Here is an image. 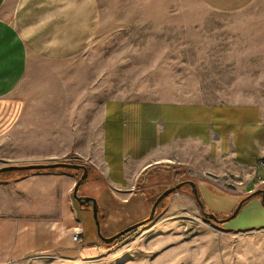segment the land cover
<instances>
[{"label": "crops", "instance_id": "1", "mask_svg": "<svg viewBox=\"0 0 264 264\" xmlns=\"http://www.w3.org/2000/svg\"><path fill=\"white\" fill-rule=\"evenodd\" d=\"M161 18L211 67L210 99L102 95L76 65L99 32V0H0V139L18 128L3 153L86 168L79 182L76 167L0 174V264L71 248L78 224L82 248L109 244L171 186L157 216L182 194L219 219L242 201L232 221L250 222L223 229L264 226V2H183Z\"/></svg>", "mask_w": 264, "mask_h": 264}, {"label": "rangeland", "instance_id": "2", "mask_svg": "<svg viewBox=\"0 0 264 264\" xmlns=\"http://www.w3.org/2000/svg\"><path fill=\"white\" fill-rule=\"evenodd\" d=\"M99 2V32L77 57L76 65L90 68L102 95L156 100L213 96L211 67L204 65L205 60L190 57L196 53L183 42L179 28L161 18L176 4L198 0ZM17 132L18 128L0 139L1 166L21 165L14 161L21 156H9L7 160L3 153L5 144H12ZM198 197L201 200L199 193ZM92 218L97 227L93 212ZM233 218L225 223L250 222L241 217L232 221ZM78 242L72 241L69 249L36 252L4 264H264V226L223 229L222 223L204 217L195 203L182 194H175L162 214H155L152 220L109 245L101 243L96 249H84Z\"/></svg>", "mask_w": 264, "mask_h": 264}, {"label": "water", "instance_id": "3", "mask_svg": "<svg viewBox=\"0 0 264 264\" xmlns=\"http://www.w3.org/2000/svg\"><path fill=\"white\" fill-rule=\"evenodd\" d=\"M54 167H76V168L83 169V176L80 177V179L78 180V182L81 181L83 179V177L85 176V174H86V168H85V166L80 165V164H74V163H68V162H61V161H52V162H48V163H38V164H21V165H18V164H8V165H4V166H1L0 167V174L1 173H4V172H7V171H11V170L45 169V168H54ZM187 182L192 186V190H193L194 196L197 198V193H196V189H195L194 183L191 182V181H187ZM175 188H177V186L168 187L161 194H159L156 197V199L154 200V202H153V204L151 206V209H150V212H149L148 216L144 220H142L139 223L132 224L131 226H128V227L124 228L123 230L119 231L118 233H116V234H114V235H112L110 237H107V238L101 237V239L105 243H110L113 240H115L116 238H118L119 236H122L123 234L128 233L129 231L137 228L138 226H141V225L145 224L146 222L152 220L153 217L155 216V208H156L158 202L165 195L173 192L175 190ZM75 189H77V186L75 187ZM258 191L262 194V201H264V190L259 189ZM241 202L242 201H240L239 204H241ZM239 204L233 210V212L230 214V216H228L226 218H222V219H219V218L215 217L213 214L204 212L203 210L201 212H202V215L204 217L210 218V219H212L213 221H215L217 223H223V222H225L226 220H228L229 218H231V217H233L235 215V213L237 212V210H238V208L240 206ZM199 205L201 206V202H199ZM93 213H94V217H95V209H93Z\"/></svg>", "mask_w": 264, "mask_h": 264}, {"label": "built area", "instance_id": "4", "mask_svg": "<svg viewBox=\"0 0 264 264\" xmlns=\"http://www.w3.org/2000/svg\"><path fill=\"white\" fill-rule=\"evenodd\" d=\"M261 165H264V160H259L257 166H261ZM82 234H83V229L78 224L72 228L71 238L73 241L78 242Z\"/></svg>", "mask_w": 264, "mask_h": 264}, {"label": "trees", "instance_id": "5", "mask_svg": "<svg viewBox=\"0 0 264 264\" xmlns=\"http://www.w3.org/2000/svg\"><path fill=\"white\" fill-rule=\"evenodd\" d=\"M252 195H253V194H250V195L246 196L243 200L245 201L246 199H248V198H249L250 196H252ZM124 235H125V234H124ZM121 237H123V235L120 236V237H118L117 239H119V238H121ZM114 241H115V240H114ZM114 241H112V242H114ZM112 242H111V243H112ZM109 244H110V243H109ZM109 244H108V245H109Z\"/></svg>", "mask_w": 264, "mask_h": 264}, {"label": "flooded vegetation", "instance_id": "6", "mask_svg": "<svg viewBox=\"0 0 264 264\" xmlns=\"http://www.w3.org/2000/svg\"><path fill=\"white\" fill-rule=\"evenodd\" d=\"M172 193V192H171Z\"/></svg>", "mask_w": 264, "mask_h": 264}]
</instances>
